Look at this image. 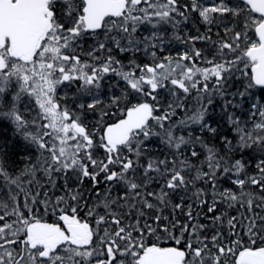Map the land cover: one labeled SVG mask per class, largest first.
Here are the masks:
<instances>
[{
    "label": "snow or ice",
    "instance_id": "6c2138e0",
    "mask_svg": "<svg viewBox=\"0 0 264 264\" xmlns=\"http://www.w3.org/2000/svg\"><path fill=\"white\" fill-rule=\"evenodd\" d=\"M256 88L264 0H0V264H264Z\"/></svg>",
    "mask_w": 264,
    "mask_h": 264
},
{
    "label": "trees",
    "instance_id": "16d2710c",
    "mask_svg": "<svg viewBox=\"0 0 264 264\" xmlns=\"http://www.w3.org/2000/svg\"><path fill=\"white\" fill-rule=\"evenodd\" d=\"M202 26V25H201ZM184 31L187 33H194L195 27L191 24L189 26L183 27ZM203 30V26L201 28ZM216 31L215 26L213 27V36ZM143 32V29H142ZM143 34H147L146 32H143ZM215 38V36H214ZM179 42H173L172 45L166 49L167 51H171L173 54L175 53L176 49L182 48L178 44ZM202 46V45H198ZM115 54V53H114ZM118 59H123L122 56L117 55ZM124 63H127L125 60ZM115 77L111 78V83H116ZM241 83H247V79L244 77H241L240 80L236 81L234 84V89H240L242 90ZM71 91V90H70ZM264 92V90L256 88L252 90V93L250 97L245 102L246 105L250 106L254 102H261L264 103V100H261V93ZM221 101L217 99L216 105H214L216 111L213 114V119H216L220 122V126L223 128V130H228L227 121L223 118L225 113L221 110L219 107V104ZM229 111H233L232 109H229ZM238 115H240L243 119H247L250 122V112L249 107L245 106L242 108H238L234 110ZM215 126V125H214ZM0 146H2L6 153L7 163L12 169H19L21 166H23L26 163V160L24 159V156L28 154V150L24 146L23 142L20 141L16 135L14 134V131L12 129V126L7 121H0ZM259 154H252L250 156H246L245 159L248 161V170L252 171L254 169V163L258 159ZM220 188L223 189H229L232 188L235 189L234 185H231L229 181L221 180V183L219 185ZM222 207V206H221Z\"/></svg>",
    "mask_w": 264,
    "mask_h": 264
},
{
    "label": "flooded vegetation",
    "instance_id": "af4514ba",
    "mask_svg": "<svg viewBox=\"0 0 264 264\" xmlns=\"http://www.w3.org/2000/svg\"><path fill=\"white\" fill-rule=\"evenodd\" d=\"M182 2H188V0H182ZM195 15V14H193ZM192 23H190L189 25H191ZM189 25H186V26H189ZM193 25V24H192ZM186 26H182V27H186ZM194 26V25H193ZM195 27V26H194ZM202 28V26H200ZM179 44V43H178ZM179 46H181L182 48L184 47L183 45L179 44Z\"/></svg>",
    "mask_w": 264,
    "mask_h": 264
},
{
    "label": "rangeland",
    "instance_id": "374dc122",
    "mask_svg": "<svg viewBox=\"0 0 264 264\" xmlns=\"http://www.w3.org/2000/svg\"><path fill=\"white\" fill-rule=\"evenodd\" d=\"M205 3H211L212 0H204ZM169 35H171V33H169Z\"/></svg>",
    "mask_w": 264,
    "mask_h": 264
}]
</instances>
